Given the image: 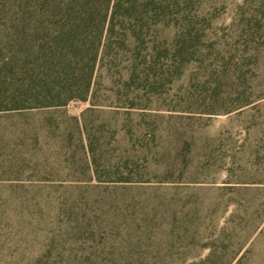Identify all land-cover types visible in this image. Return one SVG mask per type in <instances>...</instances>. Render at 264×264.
Here are the masks:
<instances>
[{
    "label": "rangeland",
    "instance_id": "rangeland-1",
    "mask_svg": "<svg viewBox=\"0 0 264 264\" xmlns=\"http://www.w3.org/2000/svg\"><path fill=\"white\" fill-rule=\"evenodd\" d=\"M153 1L87 101L0 112V264H264V0Z\"/></svg>",
    "mask_w": 264,
    "mask_h": 264
},
{
    "label": "trees",
    "instance_id": "trees-1",
    "mask_svg": "<svg viewBox=\"0 0 264 264\" xmlns=\"http://www.w3.org/2000/svg\"><path fill=\"white\" fill-rule=\"evenodd\" d=\"M136 1L13 0L7 10L1 5L0 112L87 101L96 72L130 39L115 30L132 21ZM142 1L146 10L158 8L153 0ZM131 38L133 44L143 40L134 28ZM130 71L132 79L135 61Z\"/></svg>",
    "mask_w": 264,
    "mask_h": 264
}]
</instances>
